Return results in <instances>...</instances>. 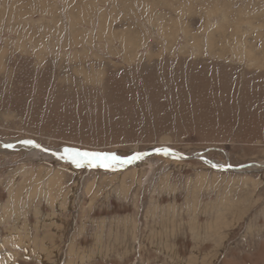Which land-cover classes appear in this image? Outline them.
Returning <instances> with one entry per match:
<instances>
[{"label": "rangeland", "instance_id": "obj_1", "mask_svg": "<svg viewBox=\"0 0 264 264\" xmlns=\"http://www.w3.org/2000/svg\"><path fill=\"white\" fill-rule=\"evenodd\" d=\"M0 141L138 157L0 147V264H264V0H0Z\"/></svg>", "mask_w": 264, "mask_h": 264}, {"label": "snow or ice", "instance_id": "obj_2", "mask_svg": "<svg viewBox=\"0 0 264 264\" xmlns=\"http://www.w3.org/2000/svg\"><path fill=\"white\" fill-rule=\"evenodd\" d=\"M32 147L39 148V145H35L32 142H26ZM42 151L45 149H41ZM158 152L162 151V154L169 155L168 150H157ZM60 159L67 160L71 164L75 165L77 168L82 167L87 164L89 167H102L105 169L113 168L117 165L123 166L125 164L132 163L133 160L138 159V157L133 156L128 159H121L120 157L114 154H105L97 152H87L79 151L75 149H64L63 154L59 157Z\"/></svg>", "mask_w": 264, "mask_h": 264}, {"label": "bare ground", "instance_id": "obj_3", "mask_svg": "<svg viewBox=\"0 0 264 264\" xmlns=\"http://www.w3.org/2000/svg\"><path fill=\"white\" fill-rule=\"evenodd\" d=\"M8 144H10V143L0 141V147L1 148L2 147H9V148L14 149V150H19V149L24 150L28 156H34V157L39 158V159L53 158V159H57L59 161H65V160L59 158L61 156L58 154L59 152L57 153L56 151H51L49 149L42 148V147H39V148L32 147L29 144H27L26 142H19V143L14 142V143H11L10 145H8ZM41 149H45V150L42 151Z\"/></svg>", "mask_w": 264, "mask_h": 264}, {"label": "water", "instance_id": "obj_4", "mask_svg": "<svg viewBox=\"0 0 264 264\" xmlns=\"http://www.w3.org/2000/svg\"><path fill=\"white\" fill-rule=\"evenodd\" d=\"M3 149H9V147H4Z\"/></svg>", "mask_w": 264, "mask_h": 264}]
</instances>
